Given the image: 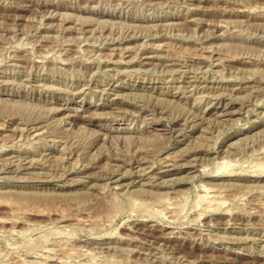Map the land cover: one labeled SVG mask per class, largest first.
I'll use <instances>...</instances> for the list:
<instances>
[{
    "label": "rangeland",
    "instance_id": "374dc122",
    "mask_svg": "<svg viewBox=\"0 0 264 264\" xmlns=\"http://www.w3.org/2000/svg\"><path fill=\"white\" fill-rule=\"evenodd\" d=\"M0 264H264V0H0Z\"/></svg>",
    "mask_w": 264,
    "mask_h": 264
}]
</instances>
